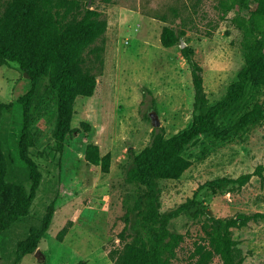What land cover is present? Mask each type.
Here are the masks:
<instances>
[{
	"label": "rangeland",
	"instance_id": "obj_1",
	"mask_svg": "<svg viewBox=\"0 0 264 264\" xmlns=\"http://www.w3.org/2000/svg\"><path fill=\"white\" fill-rule=\"evenodd\" d=\"M98 9L108 20L105 68L90 98H79L73 128L83 122L94 127L72 137L59 151L54 130L56 97L43 79L35 93L32 125L36 132L33 158L43 181L29 217L22 218L0 237V264H114L125 245L126 213L135 186L126 183L125 171L131 154H139L152 140L155 113L171 137L193 118L194 86L183 45L166 48L161 43L165 26L185 30L183 43L195 49V59L204 69V84L211 103L220 100L244 64L238 46L239 31L222 16L223 0H81ZM32 84L16 63L0 67V105L13 103L5 112L2 139L14 158L9 180L30 187L26 164L18 143L23 127L19 99ZM145 90H150L145 92ZM264 101V91L261 96ZM159 128V127H158ZM90 142L101 154H112L109 173L87 162ZM193 164L179 180H163V211L195 200L191 211L175 221L171 229L183 236L176 264H195V251L206 246V217H234L241 213H264V174L248 183H231L214 194L205 184L220 177L237 179L264 165V123L225 142L201 138L186 150ZM57 210L52 225L40 243L43 258L25 255L16 263L18 243L38 226L52 202ZM206 208L207 214L201 210ZM68 228L61 238V232ZM124 233V235H123ZM236 247L243 264L264 262V218L234 229ZM210 264H224L215 257Z\"/></svg>",
	"mask_w": 264,
	"mask_h": 264
},
{
	"label": "trees",
	"instance_id": "obj_2",
	"mask_svg": "<svg viewBox=\"0 0 264 264\" xmlns=\"http://www.w3.org/2000/svg\"><path fill=\"white\" fill-rule=\"evenodd\" d=\"M94 3L95 0H90ZM222 16L239 31L238 46L244 55V64L226 94L211 103L205 89L204 69L195 59V49L182 48L194 86L192 122L171 137L164 127L155 128L151 143L139 154L132 152L131 163L125 171V181L135 186L126 213L128 224L124 233L132 237L114 264H176L177 250L183 236L172 231V224L192 210L195 200L175 209L162 210L163 180H179L192 166L187 148L201 138L225 142L241 136L251 128L264 123V0H223ZM108 20L103 13L81 0H0V67L18 64L29 75L32 88L19 99L23 109V127L19 138L20 159L26 164L30 187L23 182L9 180L14 158L5 150L2 139L5 112L13 103L0 105V237L22 218L29 217L43 181V173L33 158L36 132L32 125L35 93L43 79L56 97L57 119L54 139L63 151L70 138L83 132L93 133L94 127L83 122L73 128L79 98L94 95L98 75L105 68ZM185 30L165 26L161 43L166 48L183 45ZM152 94L150 90H145ZM78 134V135H76ZM88 163L101 166L109 173L112 154H101L95 142L85 150ZM264 174V165L253 173L237 179L220 177L210 180L205 187L214 194L231 183L245 185L253 175ZM57 203L52 202L38 226H33L17 246L16 263L28 254H34L48 233ZM203 215L207 209L201 210ZM264 218V213H241L234 217H206L203 231L206 246L195 251V264H210L219 257L224 264H243L236 247L234 229ZM68 228L61 232V238ZM123 233V235H124ZM71 264V263H67ZM72 264H87L85 261ZM261 264H264L261 263Z\"/></svg>",
	"mask_w": 264,
	"mask_h": 264
},
{
	"label": "water",
	"instance_id": "obj_3",
	"mask_svg": "<svg viewBox=\"0 0 264 264\" xmlns=\"http://www.w3.org/2000/svg\"><path fill=\"white\" fill-rule=\"evenodd\" d=\"M89 7H90V5H89ZM185 46H186V44L183 43V47H185ZM26 75L29 76L28 74H26ZM151 118H152L154 127H156V128L161 127V121L159 120V118L157 117V115L155 113H152ZM208 215L212 217V212H208ZM36 256L39 259H42L43 258V255H42V252H41L40 249H38L36 251Z\"/></svg>",
	"mask_w": 264,
	"mask_h": 264
}]
</instances>
